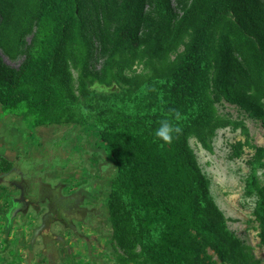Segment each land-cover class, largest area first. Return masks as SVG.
Wrapping results in <instances>:
<instances>
[{
	"label": "trees",
	"instance_id": "trees-1",
	"mask_svg": "<svg viewBox=\"0 0 264 264\" xmlns=\"http://www.w3.org/2000/svg\"><path fill=\"white\" fill-rule=\"evenodd\" d=\"M79 5L80 0H39L24 59L16 69L0 61L3 113L21 116L30 127L95 129L114 166L107 202L123 248L116 264H216L214 255L224 264H260L228 230L187 144L190 133L212 128L220 96L264 127V107L247 86L264 92L260 0H190L180 15L170 0H120L112 50L100 72L88 66L90 44ZM142 27L154 33L144 43L149 59L165 61L179 46L183 50L138 84L107 92L92 88L116 81L112 54L124 48L136 55ZM65 47L77 69L75 89ZM164 119L181 129L171 143L154 136ZM263 155V147H255L258 166ZM256 188L254 216L264 246V187Z\"/></svg>",
	"mask_w": 264,
	"mask_h": 264
},
{
	"label": "rangeland",
	"instance_id": "rangeland-1",
	"mask_svg": "<svg viewBox=\"0 0 264 264\" xmlns=\"http://www.w3.org/2000/svg\"><path fill=\"white\" fill-rule=\"evenodd\" d=\"M120 0H80L79 10L90 44L88 66L100 72L112 50V33L119 21ZM264 9V0H260ZM39 0H0V61L16 69L24 59L35 29ZM190 0H170L180 15ZM146 13L153 11L150 1ZM151 29L142 27L138 53L124 48L112 54L116 81L93 84L97 91H114L160 73L183 46L165 61L149 59L144 43ZM71 86L77 69L65 47ZM264 107V92L248 84ZM212 128L187 136V144L209 193L222 211L228 230L251 248L263 264L264 246L254 209L256 187H264V155L255 163V147L264 149V127L224 96L214 100ZM114 166L91 126L74 124L30 127L0 106V264H116L123 253L113 225L108 195ZM251 191L250 193H247ZM138 251V247L135 248ZM211 253V251H209ZM216 264L220 263L215 255Z\"/></svg>",
	"mask_w": 264,
	"mask_h": 264
},
{
	"label": "clouds",
	"instance_id": "clouds-1",
	"mask_svg": "<svg viewBox=\"0 0 264 264\" xmlns=\"http://www.w3.org/2000/svg\"><path fill=\"white\" fill-rule=\"evenodd\" d=\"M181 129L175 127L168 119L160 121L159 127L154 131V136L164 143H171L175 134H179Z\"/></svg>",
	"mask_w": 264,
	"mask_h": 264
}]
</instances>
